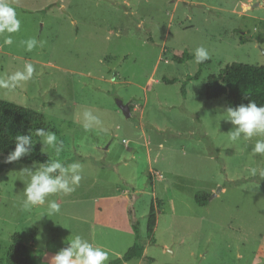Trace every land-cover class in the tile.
Segmentation results:
<instances>
[{"label": "rangeland", "instance_id": "1", "mask_svg": "<svg viewBox=\"0 0 264 264\" xmlns=\"http://www.w3.org/2000/svg\"><path fill=\"white\" fill-rule=\"evenodd\" d=\"M9 2L21 29L11 45L0 34V78L27 62L36 71L13 92L0 88V100L42 114L62 144L43 154L79 162L82 179L74 192L48 197L60 202L59 213L35 221L47 202L22 206L18 172L32 164L0 173V264L15 233L34 264L75 234L107 251L106 264H123L134 243L145 249L142 264H264V180L246 171L264 156L254 160L247 141L231 144L232 125L219 121L226 101L208 100L204 90L228 63L264 66V0ZM30 37L43 46L26 51L20 42ZM201 46L210 63L183 98ZM184 51L191 60L175 64ZM86 112L100 121L89 130ZM197 192L208 195L205 207L194 202ZM151 203L156 225L148 236Z\"/></svg>", "mask_w": 264, "mask_h": 264}, {"label": "clouds", "instance_id": "2", "mask_svg": "<svg viewBox=\"0 0 264 264\" xmlns=\"http://www.w3.org/2000/svg\"><path fill=\"white\" fill-rule=\"evenodd\" d=\"M21 29V20L16 9L9 0H0V34L5 36L4 43H13L12 35ZM21 45L26 51L31 52L38 46H43V41L35 37L22 40ZM210 58L209 51L201 46L194 50V60L197 64L203 63ZM35 65L27 62L22 71H16L4 78H0V88L9 92L21 84L33 79ZM221 120L230 123L232 128L228 131V140L231 144H238L240 141H247L251 145L250 156H264V105H258L254 100L247 104L240 103L236 106H228L219 111ZM86 123L85 130L92 128L93 124L100 121L91 113L84 114ZM39 139H33L32 134H19L14 140V150L10 151L3 159L5 164H13L23 157L29 156L37 142L41 144L40 151L47 154L48 149H54L56 153L62 150V144L58 143L57 135L54 132L38 128L34 134ZM247 175L257 180H264V162L257 160L247 168ZM18 172L24 178L22 206L31 209L36 206L45 205L47 212L42 216H53L60 212L61 204L57 200H48L54 194H70L76 190L82 179V165L79 162L66 164L60 159H49L43 163L33 162L30 167H23ZM33 224V223H32ZM66 246L61 248L51 257H46L45 264H106L109 254L100 246H93L87 239L75 234L71 239L65 240Z\"/></svg>", "mask_w": 264, "mask_h": 264}, {"label": "trees", "instance_id": "3", "mask_svg": "<svg viewBox=\"0 0 264 264\" xmlns=\"http://www.w3.org/2000/svg\"><path fill=\"white\" fill-rule=\"evenodd\" d=\"M262 43V40H258ZM175 64H183L191 60V56L184 51L180 55H174L172 58ZM207 60L199 63L198 72L193 76L186 77L181 94L185 97V87L189 82L199 79L201 69L209 64ZM163 83L170 85L175 80H165ZM205 96L208 100H216L224 98L226 107L236 106L240 103L247 104L249 99L254 100L258 105H264V66H251L239 63H228L216 75L208 76L205 82ZM38 128L47 129L44 116L31 109L18 106L12 102L0 100V156L5 157L10 151L14 150V140L19 134H32L34 141L39 139L36 137L35 131ZM40 143L37 142L33 152L21 158L20 161L13 164L0 163V173L6 171L15 164H33V162L43 163L50 158L40 151ZM208 195L202 192L194 194V202L200 206L207 205ZM156 225V215L151 203L147 214L146 231L147 235L153 234ZM133 231L137 232V227L132 225ZM143 248L134 243L125 253L122 261L129 262L135 258H140ZM5 264H34L29 247L24 245L21 236L15 233L11 236V244L5 255Z\"/></svg>", "mask_w": 264, "mask_h": 264}, {"label": "water", "instance_id": "4", "mask_svg": "<svg viewBox=\"0 0 264 264\" xmlns=\"http://www.w3.org/2000/svg\"><path fill=\"white\" fill-rule=\"evenodd\" d=\"M261 5L263 6L264 3H262ZM116 106L121 111V113L123 114L125 118L130 117V110L127 104H123L121 100H116Z\"/></svg>", "mask_w": 264, "mask_h": 264}, {"label": "crops", "instance_id": "5", "mask_svg": "<svg viewBox=\"0 0 264 264\" xmlns=\"http://www.w3.org/2000/svg\"><path fill=\"white\" fill-rule=\"evenodd\" d=\"M108 206H110V205H108ZM107 206V208H108V211L107 212H109V210H110V208L111 207H108ZM127 208V207H126ZM126 212H127V209H126ZM127 216H128V218H130L129 217V215H128V213H127ZM109 217H110V215H109ZM110 222H111V220H110ZM133 227V226H132ZM133 229V228H132ZM114 241V240H113ZM144 251V252H143ZM143 251H142V254L144 255L145 254V249H143ZM141 258V257H140ZM134 260V259H133ZM133 260H131V261H129V262H124L123 261V264H131V262H133V263H135V261H133ZM139 261H138V263H135V264H142V261H143V256H142V258L141 259H138Z\"/></svg>", "mask_w": 264, "mask_h": 264}]
</instances>
